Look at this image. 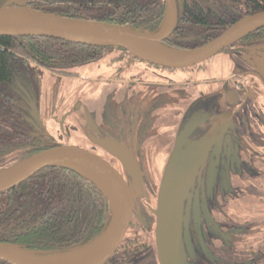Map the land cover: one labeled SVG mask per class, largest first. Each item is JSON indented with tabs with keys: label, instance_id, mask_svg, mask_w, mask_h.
<instances>
[{
	"label": "flooded vegetation",
	"instance_id": "flooded-vegetation-1",
	"mask_svg": "<svg viewBox=\"0 0 264 264\" xmlns=\"http://www.w3.org/2000/svg\"><path fill=\"white\" fill-rule=\"evenodd\" d=\"M145 1L18 0L13 4L63 13L69 18L88 17L118 21L124 13L129 14L133 9L145 8ZM174 1L175 25L160 42L173 49H192L202 45L216 33L223 31L226 19L242 18L245 16H242V13L248 11L245 9L243 12L242 10L237 12L235 10L237 8L232 4L235 0ZM164 16L165 4L163 20L158 30L162 26ZM234 54L264 56V28L251 32L208 60L189 68L174 69L152 65L122 49L115 48L102 51L100 56L89 63L92 66L91 72L88 73L91 78L86 72L73 71V75H59L42 67H34L30 71L33 72L32 76L29 74L26 76L27 79L23 80L24 85L15 81L4 93L8 104L0 109V168L44 150L42 148L47 144L59 145L56 138L64 139L68 136L69 132L62 128V123L70 113L54 116L55 123L60 125L56 138L45 130L41 121V93L36 74L48 72L52 76L58 75L66 79L82 78L92 84L116 83L133 94L135 86L149 84L150 80L146 76H156L163 80L157 84L172 95V100L177 101L173 106L164 108L160 115L147 114V110L151 112L152 109L147 107L141 118L135 116L125 125L123 119L120 124L124 127L128 125L130 130L126 141L121 136V131L109 136L99 129V119H92L87 112L84 114L86 121L82 123L87 124L88 130L82 133L80 138L82 145L79 147L109 161L129 183L134 195L133 213L128 230L115 255L113 254L110 261L105 264H123L125 258L132 264L134 258L144 251L150 253L152 264H160L155 247L157 218L153 211L157 207L164 169L174 151L182 152L203 138L216 119H223L220 127L223 131L209 148L200 167L202 169L206 163L211 172L202 180L197 178L199 169L191 179L183 199L181 241L183 242L182 223H186V219H191L189 214L192 211L191 196L195 190L197 196L202 199L205 231L208 235V241H203L202 260H207L211 255L216 257L217 264H264V78L247 65L244 68L248 70L244 72L229 66L225 71H228L226 75L222 73L212 75L213 73L208 72V62L212 58L216 56L235 58ZM106 68L110 72L103 75V69ZM178 71L186 72V75L174 77L173 73ZM154 105L152 104V107ZM241 115L246 117L247 123H252L253 128L252 130L245 128L238 134L231 133L237 140L235 143L238 147L235 152H230L228 148L224 146L221 148L220 145L224 143L226 138L223 137L228 129ZM187 128L191 132H186ZM103 144H110L111 150L118 149L135 160L141 173L142 189L131 183L132 180L128 173L124 172L122 164L104 149ZM143 155H151L154 160L152 167L156 171L155 185L145 177L142 169ZM146 192L149 194L148 199L145 196ZM173 214L174 212L170 221L172 252L169 264H180L175 254L177 251L174 241L177 232ZM195 260L197 261L192 259Z\"/></svg>",
	"mask_w": 264,
	"mask_h": 264
},
{
	"label": "water",
	"instance_id": "water-1",
	"mask_svg": "<svg viewBox=\"0 0 264 264\" xmlns=\"http://www.w3.org/2000/svg\"><path fill=\"white\" fill-rule=\"evenodd\" d=\"M17 1H0V36L45 37L86 46L119 48L149 64L174 69L200 64L251 32L264 28V11L255 12L238 19L219 35L198 47L173 49L160 42L175 25L174 0H163L164 21L155 34L118 24L45 13L13 4ZM149 44L157 46V50L150 49ZM221 120L223 119L214 120L203 138L182 152L174 151L168 159L159 186L157 207L153 211L157 218L155 247L160 264H169L170 261L172 252L170 221L173 212L177 232L174 241L176 258L180 264L184 261L181 241L183 199L209 148L223 131V128H220L223 123ZM186 132L191 130L187 128ZM102 146L122 164L124 172L128 173L132 180L131 183L142 189L141 173L135 160L118 149L111 150L110 144ZM48 167L71 169L95 185L110 205L111 220L107 229L86 246L65 253L37 254L13 243L0 242V261L6 264H105L113 256L128 230L134 207L131 186L120 171L100 155L76 145H56L0 170V193L18 186ZM91 174L101 177L111 187L113 194L107 195ZM80 251L84 253L69 260L47 259L54 255L62 257Z\"/></svg>",
	"mask_w": 264,
	"mask_h": 264
},
{
	"label": "trees",
	"instance_id": "trees-1",
	"mask_svg": "<svg viewBox=\"0 0 264 264\" xmlns=\"http://www.w3.org/2000/svg\"><path fill=\"white\" fill-rule=\"evenodd\" d=\"M232 4L237 12L248 10L242 16L264 11V0H235ZM145 5L141 10L124 13L118 21L72 18L155 33L163 20L164 1L146 0ZM39 11L65 17L63 13ZM238 19L240 17L226 19L223 31ZM110 49L45 37L0 36V109L8 104L6 90L15 81L24 85L23 80L29 74L32 76L30 71L34 67L59 75H73V68L91 63L102 51ZM54 146V143L47 144L42 149ZM110 220L107 198L92 182L68 168L42 169L18 186L0 193V242L13 243L37 254L65 253L82 248L102 235ZM0 264L6 263L0 261Z\"/></svg>",
	"mask_w": 264,
	"mask_h": 264
},
{
	"label": "rangeland",
	"instance_id": "rangeland-1",
	"mask_svg": "<svg viewBox=\"0 0 264 264\" xmlns=\"http://www.w3.org/2000/svg\"><path fill=\"white\" fill-rule=\"evenodd\" d=\"M245 56H248V58ZM234 57L235 58H223L222 56H216L215 58H212L210 62H208V72L213 73L212 75L215 73L217 75H219V73L226 75L228 71H225L228 69V66L232 69L235 68L238 71L240 70L244 72V70H248L244 68L247 65L254 68V71L264 78V56L256 57L251 54H234ZM91 70L92 66L90 64L73 68V71H79V73L86 72V75L90 78L91 76L88 73L91 72ZM109 72L110 71L107 68L103 69V75H107ZM173 74L175 75L174 77L180 78L185 76L186 72L182 73L181 71H178ZM35 77L41 93V121L49 135L56 138L57 131L60 129V125L54 121V116H61L64 113H70L62 123V128L69 132L68 136L64 139L56 138V143L59 145H82L80 139L81 135L88 130L87 124L83 125L84 123H82L83 121H86V117L84 116L85 112H87L92 119H99L98 127L99 129H102L101 131L103 133H106L109 136H114L117 132L121 131V136H123V139L126 141L129 137L130 130L128 125L125 127L124 125L128 123V121H131L133 117L138 116V118H141L143 116V111L147 107L152 108L151 112L150 110H147V114L160 115L163 113L164 108L173 106L177 101L172 100V95L164 91L163 86L157 84L163 80H160L153 75L146 76V78H149L148 80H150L149 84L146 83L135 86L134 94L126 91L125 87L119 86L116 83L92 84V82L87 79H66L65 77H60L58 75L52 76L48 72L36 74ZM152 104L155 105L152 107ZM216 105H218L217 101ZM191 108L192 106L189 109ZM51 116H53V118ZM123 119L124 125L122 126L120 123L123 122ZM149 119H151V117H149ZM245 119L246 117L241 115L233 122L232 126L223 137L226 138L224 141L225 145L224 143H221V148L224 146L225 148H228L230 152L236 151L238 145L235 142H237V140L231 133L235 132L238 134L241 131H244L245 128H249V130H252L253 128L252 123H247ZM136 134H138V132ZM231 155L233 156L232 153ZM142 157V169L145 172V177L147 181L152 182L155 185L154 172L156 171L152 167L154 160L151 155H143ZM210 172L211 168L205 163L203 168L200 169L197 178L203 180ZM193 183L191 185H193ZM151 187L154 186L151 185ZM192 192V204L190 209L192 211L189 212L191 219H186V223H182L184 246V261L182 264H207V262L208 264H217L218 261L215 256L213 257L210 255L207 260H202L204 259L203 241H208V235H206L205 231L206 221L203 214L202 199L197 196L195 190ZM234 192L235 191H233L232 194H234ZM145 196L148 199L149 194L146 192ZM191 233L193 235H191ZM197 247H199V249H197ZM199 255H201V257ZM193 258L197 259L198 262L192 261ZM123 264H129L127 258H125ZM132 264H152L150 253L148 251L142 252L136 259L134 258Z\"/></svg>",
	"mask_w": 264,
	"mask_h": 264
},
{
	"label": "bare ground",
	"instance_id": "bare-ground-1",
	"mask_svg": "<svg viewBox=\"0 0 264 264\" xmlns=\"http://www.w3.org/2000/svg\"><path fill=\"white\" fill-rule=\"evenodd\" d=\"M149 48L150 49H153V50H157V46H155V45H153V44H149ZM92 175V177H93V179H95L98 183H99V185H100V187L103 189V191L107 194V195H112L113 193H112V190H111V187L101 178V177H99V176H97V175H95V174H91ZM146 200V199H145ZM135 209V208H134ZM186 211V210H185ZM136 214V213H135ZM195 215V214H194ZM213 221V220H212ZM198 223V222H197ZM219 225V224H218ZM151 227V226H150ZM231 227V226H230ZM201 228V227H200ZM186 229V228H185ZM238 229V228H237ZM148 230H149V228H148ZM215 231V230H214ZM134 232V231H133ZM136 232V231H135ZM202 233V232H201ZM213 233V232H212ZM197 234V233H196ZM130 235V234H129ZM191 235H193L192 233H191ZM232 236V235H231ZM197 237V236H196ZM182 238H183V236H182ZM193 238V237H192ZM211 238V237H210ZM216 238V237H215ZM220 239V238H219ZM202 240H203V238H202ZM215 240V239H214ZM199 242V241H198ZM234 242V241H233ZM183 243V242H182ZM198 244V243H197ZM233 244V243H232ZM198 246V245H197ZM205 246V245H204ZM230 246V245H229ZM184 247V246H183ZM231 247V246H230ZM241 247V246H240ZM196 248V247H195ZM238 248V247H237ZM184 249V248H183ZM194 249V248H193ZM197 249H199V247H197ZM195 250V249H194ZM201 250V249H200ZM200 250H199V252H200ZM198 251V250H197ZM207 251V250H206ZM235 251V250H234ZM194 252H196V251H194ZM199 252H197V253H199ZM82 253H84V251H80V252H72V253H68V254H65L64 256H62V257H60V256H57V255H54V256H50V257H48L47 259H49V260H58V261H60V260H69V259H71V258H74V257H76V256H78V255H81ZM229 253V252H228ZM176 254V253H175ZM229 254H231V253H229ZM115 255V254H114ZM204 255V254H203ZM208 255H210V254H208ZM227 255V254H226ZM147 256V255H146ZM200 257H201V255H199ZM144 258V257H143ZM200 259V258H199ZM190 260H191V258H190ZM110 261V260H109ZM195 262H196V260H195ZM211 263V262H210ZM186 264V263H185ZM197 264V263H196ZM199 264V263H198ZM212 264V263H211Z\"/></svg>",
	"mask_w": 264,
	"mask_h": 264
},
{
	"label": "built area",
	"instance_id": "built-area-1",
	"mask_svg": "<svg viewBox=\"0 0 264 264\" xmlns=\"http://www.w3.org/2000/svg\"><path fill=\"white\" fill-rule=\"evenodd\" d=\"M1 1V0H0Z\"/></svg>",
	"mask_w": 264,
	"mask_h": 264
}]
</instances>
